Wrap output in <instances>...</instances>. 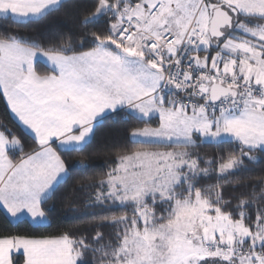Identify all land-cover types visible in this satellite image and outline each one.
I'll return each mask as SVG.
<instances>
[{
    "label": "snow or ice",
    "instance_id": "snow-or-ice-1",
    "mask_svg": "<svg viewBox=\"0 0 264 264\" xmlns=\"http://www.w3.org/2000/svg\"><path fill=\"white\" fill-rule=\"evenodd\" d=\"M0 101V264H264V0H0Z\"/></svg>",
    "mask_w": 264,
    "mask_h": 264
},
{
    "label": "trees",
    "instance_id": "trees-1",
    "mask_svg": "<svg viewBox=\"0 0 264 264\" xmlns=\"http://www.w3.org/2000/svg\"><path fill=\"white\" fill-rule=\"evenodd\" d=\"M58 26H63L65 30L71 28L73 25L70 15L61 14L54 20L44 21L40 25H36L32 28L24 29L22 31L35 32L37 29L41 31H46L48 29L56 30ZM0 120H6L3 101H0ZM126 127H129V125L124 123L110 122L99 131V133L97 134L96 143L93 145V149L91 150L93 152V158L88 161V163L94 165V167L88 172L82 173V175L101 173L102 171L107 169L108 161L112 159V157L108 155L107 145H109L112 141L120 138L124 134V129ZM208 151L211 154V150L209 149ZM81 159L82 157L73 155V157H71V159L69 160V164L74 165L78 160ZM262 174H264V171H262L260 167H254L241 173V176L246 179H255ZM78 217L79 213H60L58 219L53 224L52 231H55L57 227L69 230L82 229L85 225L82 224L81 220Z\"/></svg>",
    "mask_w": 264,
    "mask_h": 264
}]
</instances>
